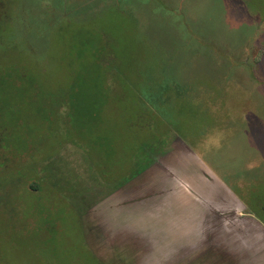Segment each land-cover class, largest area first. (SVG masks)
Masks as SVG:
<instances>
[{"label":"rangeland","instance_id":"rangeland-1","mask_svg":"<svg viewBox=\"0 0 264 264\" xmlns=\"http://www.w3.org/2000/svg\"><path fill=\"white\" fill-rule=\"evenodd\" d=\"M94 1L0 0L34 83L0 85V264H264V0H127L32 51Z\"/></svg>","mask_w":264,"mask_h":264},{"label":"trees","instance_id":"trees-1","mask_svg":"<svg viewBox=\"0 0 264 264\" xmlns=\"http://www.w3.org/2000/svg\"><path fill=\"white\" fill-rule=\"evenodd\" d=\"M124 2H127V0H98V1L90 2L86 4L84 7H81L78 9L68 8V10H66L65 12V15H63L61 18L59 17L58 19H56L58 20L57 24H54V26H52L49 29L47 28L44 29L45 31L40 34L39 39H38L39 40L38 48L31 46L32 51L35 53V51L38 49L41 52L45 53L44 56H46L48 54L47 51L49 50L48 49V39H49L48 32L49 31L51 32L61 31L63 25L65 26L69 24L78 23L82 25L83 24L90 25L95 20V15L97 13L104 11V9L113 7L116 4H119V5L125 4ZM90 30H91V27H89L88 31ZM2 34L4 35V26L2 27V24L0 23V35ZM90 41H89V44L91 48L94 49V51H92V55L94 56L95 61L98 64L99 57H100V51ZM18 65H19V62L17 64L9 63L8 69L6 70L5 74L0 76V85H2V87L4 86L6 89H10L11 86H13L16 88H20L21 90L25 85H28V86L32 85L31 87L34 86L33 85L34 83L32 82V80L29 79L30 75L21 72L20 69L22 66H18ZM151 98L152 97H149L147 100L151 102L150 100ZM134 134L138 136L136 132ZM135 140L139 141V139H135ZM144 144H145V140L142 143L141 141H139V144L136 142L135 144H133L134 146L133 150L141 148ZM142 152H145V151H142ZM142 152L136 155L135 157L136 164H140L139 162L141 161ZM116 154H117V151H116Z\"/></svg>","mask_w":264,"mask_h":264},{"label":"crops","instance_id":"crops-1","mask_svg":"<svg viewBox=\"0 0 264 264\" xmlns=\"http://www.w3.org/2000/svg\"><path fill=\"white\" fill-rule=\"evenodd\" d=\"M194 155H196L195 153H193ZM193 155L191 154V157H192ZM196 156H198V155H196ZM200 156H198V158H199ZM198 162H200V160H197ZM197 162V163H198ZM195 163H196V161H195ZM188 165H190V163L188 164ZM208 180V179H207ZM208 181H210V180H208ZM210 183H211V186H210V191H209V196H211V197H214L215 195H222L221 193H222V191H224L222 188V186L221 185H217V184H213L212 183V181H210ZM222 184V183H221ZM224 186V185H223ZM225 190H227V192L225 193L226 195H224V197L226 198V199H223V200H225L226 202H223V200H222V203L225 205L224 206V208H223V210L225 211V213H229V212H231V211H229V210H232V208L230 207V204H229V202L227 201V200H230L229 198H236L233 194H232V192L230 191V190H228L227 188L225 189ZM205 192V191H204ZM204 192H202L203 194H204ZM230 193V194H229ZM200 195V194H199ZM231 196V197H230ZM194 197H196V195H194ZM237 200V199H236ZM231 201V200H230ZM204 205V204H203ZM185 206H187V205H182V207H185ZM194 206V205H193ZM192 206V207H193ZM212 207H210V208H207V209H210L209 210V212L210 213H212L210 216H211V218H216V216H218V214H217V212L215 211V212H213V210L211 209ZM243 210H239V211H236V214H234V218H232V219H227V218H222V220H221V222H222V224H223V226H225L226 228H228L229 229V226H231V225H233V224H235V223H238L239 221H240V219L243 217ZM247 216H251V215H248L247 214ZM219 217V216H218ZM250 218H254V217H250ZM250 218H247V219H249V220H254V219H250Z\"/></svg>","mask_w":264,"mask_h":264}]
</instances>
